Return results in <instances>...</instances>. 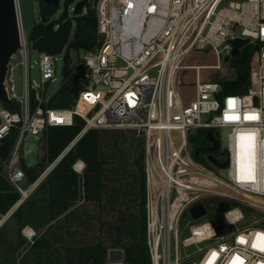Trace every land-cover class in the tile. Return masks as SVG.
<instances>
[{
	"label": "built area",
	"instance_id": "built-area-1",
	"mask_svg": "<svg viewBox=\"0 0 264 264\" xmlns=\"http://www.w3.org/2000/svg\"><path fill=\"white\" fill-rule=\"evenodd\" d=\"M222 2L87 0L96 12L99 44L78 52L74 74L76 66L83 64L84 77L74 102L66 108L50 105L66 82L64 51H39L21 31L19 47L7 64L3 81L7 101L0 100V142L15 131L18 150L28 135L44 140L48 127L72 125L75 116L84 121L78 136L89 129L134 130L143 135L146 244L151 264H209L210 260L211 264H233L237 255L243 264H264V250L253 247L264 245V240L257 239V234L264 233V0L229 1L226 6ZM85 12L86 5L81 13ZM235 37L249 38L244 46L255 47L244 93L225 92V86L238 77L230 56L229 40ZM196 50L209 51L216 63L187 64ZM58 62L61 84L47 93L48 85L57 80ZM35 67L38 76L31 78ZM18 69L21 92L17 91ZM188 71L193 72V80ZM189 86L193 93L186 97L183 88ZM247 114L259 118L245 119ZM200 130L204 140L212 132L219 145L194 156L199 145H193L189 137ZM221 130H226L222 152ZM247 134L254 138L252 178L241 179L248 174L249 158L241 155V136ZM18 160L2 165L25 198L29 191L19 185L25 173ZM206 200H219L213 213ZM200 203L205 213L193 218L189 210ZM3 218L0 214V227ZM213 253H217L214 260Z\"/></svg>",
	"mask_w": 264,
	"mask_h": 264
},
{
	"label": "trees",
	"instance_id": "trees-1",
	"mask_svg": "<svg viewBox=\"0 0 264 264\" xmlns=\"http://www.w3.org/2000/svg\"><path fill=\"white\" fill-rule=\"evenodd\" d=\"M36 1L39 21L32 25L28 41L39 51L52 54L64 51L66 82L53 96L50 105L66 108L74 102L70 89L74 75L73 63L77 59L78 52L91 50L99 44L96 32V12L89 6L86 7L85 13L70 18L68 7L74 0ZM60 4L63 5V9L55 17ZM254 48L252 45L244 46L240 55L231 60V64L237 68L238 77L236 81L225 86V92L244 93L246 91L249 61ZM83 124L84 121L75 116L72 125L48 127L44 139L45 152L36 163L29 165L23 157L19 158V164L25 177L29 183H33L49 165L54 163L38 186L47 194L49 220L65 211H68L67 214L73 215L74 218V206L78 203L90 202L99 206L98 230L100 231L96 236L97 243L81 249L85 256L83 264H103L108 249L113 248L123 250V264H151L146 244L144 137L134 130L122 129H89L78 136ZM16 136L17 133L11 131L0 142L1 215H4L20 197L17 188L3 173L2 165L11 156ZM196 138H199V141L204 139L203 130L189 137L191 143ZM125 143L128 144L126 148L123 145ZM116 157H119L120 162L125 164L123 166L112 165ZM77 160L85 163L81 173L73 168ZM128 162L131 166L127 168ZM129 177L133 181L131 185L137 187L136 216L131 214L125 216L119 209L116 221H102L101 213L105 208L118 209V200L123 189L120 183L116 184L114 181ZM262 225L264 226V220ZM104 237L109 239L108 243Z\"/></svg>",
	"mask_w": 264,
	"mask_h": 264
},
{
	"label": "crops",
	"instance_id": "crops-1",
	"mask_svg": "<svg viewBox=\"0 0 264 264\" xmlns=\"http://www.w3.org/2000/svg\"><path fill=\"white\" fill-rule=\"evenodd\" d=\"M43 178L29 183L25 177L19 183L29 193L25 198L20 194L16 203L3 215L0 264H83L85 256L81 249L97 243L96 230L92 233L90 228L87 240H82L77 228H68L74 221L68 211L48 219L47 194L38 188ZM108 251L103 264L115 262L109 260ZM122 261L119 263L123 264Z\"/></svg>",
	"mask_w": 264,
	"mask_h": 264
},
{
	"label": "rangeland",
	"instance_id": "rangeland-1",
	"mask_svg": "<svg viewBox=\"0 0 264 264\" xmlns=\"http://www.w3.org/2000/svg\"><path fill=\"white\" fill-rule=\"evenodd\" d=\"M79 0H74V2L71 4L74 6L76 2ZM229 1H240V0H224L222 2L221 6H226ZM18 3V16L19 22H20V28L21 31H23L24 36L28 38L29 31L32 27V25L39 21V13H38V5L36 0H16ZM93 5V3H87L86 7H89ZM63 9V5L60 4L59 9L57 10L55 17L58 16ZM72 11H68V16L70 18L73 17ZM75 54H73L74 56ZM31 59H33V55H31ZM216 58L212 53L209 51H203V50H196L193 51L190 56L187 59V64L189 65H210L215 64ZM223 68L225 67V64H222ZM16 83H17V91L21 92V75L20 70L16 71ZM202 74L206 73V70H201ZM188 74L190 75V78L193 80L194 75L192 71H188ZM56 75L57 80L53 83H50L47 87V93H52L55 91L61 84V66L60 62H58L56 67ZM31 78H37V69L36 67L31 70L30 73ZM183 90L186 91V97L192 95L193 90L192 87L183 88ZM192 99V97H190ZM204 132V131H203ZM226 130H221V138H220V147L219 151L222 152L225 146V136ZM127 135L130 136V133L127 132ZM125 139V138H124ZM199 138L193 139L192 144L193 145H201V144H208L206 140H200ZM124 148L128 146L127 143L123 144ZM45 152V146H44V140H40L35 136L28 135L26 139L23 142L22 148H19L18 150L14 147L11 156L8 160H14L17 158V160L20 157H23L25 162L29 165H34L38 158L44 154ZM60 158V157H59ZM58 158V159H59ZM19 161V160H18ZM113 164H119L122 165L125 163L120 162V158L116 157L112 161ZM127 168L131 166V163L128 162ZM125 165V167H126ZM3 173L8 176L7 170L3 167ZM133 181L129 178L121 179L120 181H114V183H120L122 186V195L118 200V209L112 210L109 208H105L103 212L101 213V220L104 222H114L117 220L119 216V209L122 210L123 214L125 216L133 215L136 216L137 211V204H138V193H137V187L135 185H131ZM135 184V183H134ZM39 186V185H38ZM109 197V195H108ZM219 203V200H206L205 204L208 207L209 211L212 213L216 210L217 204ZM99 206H97L95 203L90 202H84V203H78L77 207H75L74 211V221H71L68 225V228H77L78 235L81 236L82 240H87L89 229L91 228L92 233L96 230V233L98 234L100 230L99 228ZM250 214L248 216V219L250 218ZM105 234V233H104ZM106 236V234H105ZM105 241L108 243L109 239L105 238ZM123 262V261H122Z\"/></svg>",
	"mask_w": 264,
	"mask_h": 264
},
{
	"label": "water",
	"instance_id": "water-1",
	"mask_svg": "<svg viewBox=\"0 0 264 264\" xmlns=\"http://www.w3.org/2000/svg\"><path fill=\"white\" fill-rule=\"evenodd\" d=\"M87 0H79L74 5L72 11L73 15H79L82 8L86 5ZM21 38V28L18 16V8L16 0H0V100L7 101L4 89V76L7 69V64L10 57L17 51ZM232 45L231 57H238L241 48L249 42V38L235 37L230 39ZM229 56L225 57L227 61ZM76 72L72 77V86L70 93L76 97L78 94V82L84 77L85 67L83 64L76 66ZM205 139L209 140L212 145L208 147L196 146L194 148V156H197L202 151H213L218 148V141L213 137L212 132H207ZM212 158V156H211ZM190 213L193 218H197L205 213V208L202 203L197 204L190 208ZM217 229L221 226V221L217 219L215 223ZM108 258L111 261L121 262L123 260V250L120 248L110 249L108 251Z\"/></svg>",
	"mask_w": 264,
	"mask_h": 264
},
{
	"label": "snow or ice",
	"instance_id": "snow-or-ice-1",
	"mask_svg": "<svg viewBox=\"0 0 264 264\" xmlns=\"http://www.w3.org/2000/svg\"><path fill=\"white\" fill-rule=\"evenodd\" d=\"M229 105L230 106H233L234 105V101L232 99H229ZM258 115L256 114H247L245 116V119H248V120H255V119H258ZM226 119H229V120H238L239 119V116H226ZM253 136L251 134H247V135H242L241 136V155H242V159L245 155L248 156L249 158V163L247 165V176L245 175H242L241 176V179H251L252 178V172H251V149H252V141H253ZM245 141H247V143H245ZM245 166L242 164V169L244 168ZM257 239L258 240H264V233H259L257 234ZM240 240L242 243H246L247 241L244 240L243 237H240ZM253 247H260L261 250H264V245L262 244H254ZM217 256V253H213L212 254V259L214 260L215 257ZM209 264H211V260L209 261ZM233 264H243V261L242 259L237 255L234 260H233Z\"/></svg>",
	"mask_w": 264,
	"mask_h": 264
},
{
	"label": "bare ground",
	"instance_id": "bare-ground-1",
	"mask_svg": "<svg viewBox=\"0 0 264 264\" xmlns=\"http://www.w3.org/2000/svg\"><path fill=\"white\" fill-rule=\"evenodd\" d=\"M17 6H18V3H17ZM20 17V16H19ZM83 163L84 162H82V161H79L78 160V162H76V164L74 165V168H75V170H77V172H81V170H82V168H83ZM111 264H120L119 262L118 263H116V262H111Z\"/></svg>",
	"mask_w": 264,
	"mask_h": 264
},
{
	"label": "flooded vegetation",
	"instance_id": "flooded-vegetation-1",
	"mask_svg": "<svg viewBox=\"0 0 264 264\" xmlns=\"http://www.w3.org/2000/svg\"><path fill=\"white\" fill-rule=\"evenodd\" d=\"M200 147H208V144H201Z\"/></svg>",
	"mask_w": 264,
	"mask_h": 264
}]
</instances>
